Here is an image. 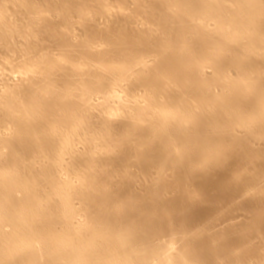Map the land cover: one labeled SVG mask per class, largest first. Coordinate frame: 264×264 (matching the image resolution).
<instances>
[{
    "label": "bare ground",
    "instance_id": "1",
    "mask_svg": "<svg viewBox=\"0 0 264 264\" xmlns=\"http://www.w3.org/2000/svg\"><path fill=\"white\" fill-rule=\"evenodd\" d=\"M0 264H264V0H0Z\"/></svg>",
    "mask_w": 264,
    "mask_h": 264
}]
</instances>
